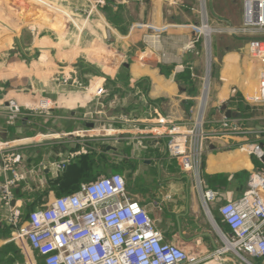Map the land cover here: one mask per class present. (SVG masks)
Instances as JSON below:
<instances>
[{
  "label": "crops",
  "instance_id": "0c3cea01",
  "mask_svg": "<svg viewBox=\"0 0 264 264\" xmlns=\"http://www.w3.org/2000/svg\"><path fill=\"white\" fill-rule=\"evenodd\" d=\"M227 1L237 24L222 18L225 26L216 25L226 33L214 35L211 69L204 36L197 32L209 14L205 0H101L94 6L87 0H0V146L20 150L18 173L30 177L42 170L46 182L60 175L79 155L77 137L93 143L102 140L94 138L100 132L142 129L158 117L189 127L201 113L205 127L216 129L226 118L252 134L210 139L198 174L169 158L163 140L133 135L107 145L111 159L96 161L95 169L99 175H122L127 196L141 203L165 240L197 259L195 264H248L231 252H215L224 244L222 235H230L220 206L242 194L251 173H264V103L252 100L260 63L249 56V35L231 32L242 23V0ZM68 75L75 85L61 83ZM95 83L109 92L95 97L81 89ZM40 97L54 102L49 113L8 120L9 99L32 104ZM56 134L75 137L54 139ZM58 162L65 167L52 165ZM12 178L0 166V184ZM22 179L10 186L20 222L28 216L22 214L25 198L13 189L23 183L22 190H29L31 181ZM57 187L47 188L36 206L59 196ZM205 189L215 193L207 203ZM2 231L0 246H6L11 231ZM247 260L264 264L262 257Z\"/></svg>",
  "mask_w": 264,
  "mask_h": 264
},
{
  "label": "built area",
  "instance_id": "2783aa9c",
  "mask_svg": "<svg viewBox=\"0 0 264 264\" xmlns=\"http://www.w3.org/2000/svg\"><path fill=\"white\" fill-rule=\"evenodd\" d=\"M92 6L101 0H87ZM203 17L200 34L205 45H209L210 32ZM233 33L249 35V56L260 63L258 70V92L252 98L264 103V0H242V23L232 27ZM197 41V37L195 39ZM71 81V82H70ZM71 75L63 76L61 83L76 84ZM95 97L109 92L102 83L83 86ZM54 102L40 97L32 104H22L9 99L5 113L9 121L23 115L39 112L47 114ZM124 121L127 119L123 117ZM156 122V123H155ZM155 124L142 129H126L135 137L163 140L169 158L175 159L182 170L198 174L205 143L208 139L226 136H249L251 131L241 129L223 118L216 129L205 127L201 113L192 128L176 121L158 117ZM261 135V132H257ZM254 132V134H257ZM56 138L72 139L74 135H55ZM84 141L83 139H80ZM242 144L246 146V141ZM14 145L0 146L1 169L10 171L12 179L0 184L2 204L10 213L9 221L13 228V239L28 247L42 257L43 264H195L197 259L178 245L165 240L163 234L154 227L153 222L136 200L127 196L126 184L122 175L112 172L82 182L72 192L61 194L32 210L26 221H19V210L13 209L10 186L22 179L13 164L17 162ZM249 154L254 150L246 148ZM260 160L262 155L259 156ZM57 169L65 167L64 162L52 163ZM264 173L249 175L247 187L235 200L220 206L219 212L230 229V235H222L223 246L215 252L221 255L231 252L242 261L251 264L247 257L264 258ZM204 203L215 198L211 189L202 191Z\"/></svg>",
  "mask_w": 264,
  "mask_h": 264
},
{
  "label": "rangeland",
  "instance_id": "374dc122",
  "mask_svg": "<svg viewBox=\"0 0 264 264\" xmlns=\"http://www.w3.org/2000/svg\"><path fill=\"white\" fill-rule=\"evenodd\" d=\"M231 2H234L235 0H230ZM210 2H213L212 8H210L209 4ZM206 6L207 8H209V14H204L205 20H207L208 26L211 28V36H210V41H209V45L207 44V48H206V58L208 61V66L211 65V69H213L214 67V35H222L225 32V30H223L222 28H216L218 26L222 27L225 26L223 21H221L222 18H225L229 21L234 22V24L236 23V14L232 13V9L230 7H228V1L227 0H205ZM226 4V5H225ZM209 16V17H208ZM222 25V26H221ZM201 25H199V29H200ZM240 27V26H238ZM197 29L199 32L200 30ZM223 37V36H222ZM203 46H201L202 48ZM203 49V48H202ZM203 52L202 51V56H203ZM197 71V70H196ZM202 73L201 76L204 77L205 76V71H200ZM204 117V115H203ZM194 123H192L189 128H192ZM126 130V129H125ZM130 135V133L128 132H123V133H117L116 135L114 134H106L103 132V134L100 135L98 134V136H94V138H101L102 140L100 141H93V143L91 142H87L84 139L85 138H81V137H77V139H83L84 141L79 140V142H77V152L79 154H85V153H89L90 150L88 148H93L94 154L97 159L95 161H104L105 162V156L108 155V158H110L112 156V151H107L106 147L107 145H113L116 146L117 145V139H119L118 137H128ZM87 138V137H86ZM90 138V136L88 137ZM210 141V139H208L206 141V143L208 144ZM75 147V146H73ZM112 150V149H110ZM20 150L17 151V149L15 150V155L17 156L19 154ZM76 152V151H74ZM66 159V158H64ZM111 159V158H110ZM69 161V160H68ZM67 161V162H68ZM17 163V162H16ZM13 167H15V163L13 164ZM22 168V167H21ZM17 170V169H16ZM22 170V169H21ZM63 171V170H62ZM17 172H20L17 170ZM38 174H30V177L26 174H22L23 175V181H27V179H30V191L32 192V196L36 197V196H40L42 193H46L48 194V191H46L47 188H51V187H55L56 183L55 181L52 182H46V177L44 176V173L42 170H39L37 172ZM59 173V172H57ZM21 174V173H20ZM101 174H106V173H101ZM37 175V176H34ZM35 178H34V177ZM53 177L58 178L60 175L56 174V175H52ZM34 179V180H32ZM35 182V184H33V182ZM39 187V188H38ZM44 194V195H46ZM45 197V196H44ZM47 202V199H41V201L38 203L39 206H42L43 204H45ZM26 211L24 210V213ZM9 217H10V213L8 211V209L4 206L1 205L0 206V230L2 229H6L8 227V231H11V235L9 236V238H7V240L9 241L8 244L6 246H0V264H41L40 260L36 257V255L34 254V252H32L31 250H28L27 246H24L23 248L21 247V244L16 240L13 239V229H12V224L9 221ZM23 217V216H22ZM2 233H0L1 235ZM16 249H18V252L15 251Z\"/></svg>",
  "mask_w": 264,
  "mask_h": 264
},
{
  "label": "trees",
  "instance_id": "16d2710c",
  "mask_svg": "<svg viewBox=\"0 0 264 264\" xmlns=\"http://www.w3.org/2000/svg\"><path fill=\"white\" fill-rule=\"evenodd\" d=\"M94 151L95 150L92 149L89 153L79 154L71 161L67 169H65L58 178L54 179L53 177L48 179V182L55 181L56 184L60 185V187L56 189L59 195L74 191L80 185V182L90 181L100 174L99 171L95 169V160L97 158L94 157ZM18 185L19 188H14L13 191L15 195H20L25 198L22 210L26 212L22 214L28 215L32 210L37 208L36 201L41 196L33 197L30 190H22L23 183H18ZM2 230H0V232H3ZM15 251L18 252V249Z\"/></svg>",
  "mask_w": 264,
  "mask_h": 264
},
{
  "label": "bare ground",
  "instance_id": "6f19581e",
  "mask_svg": "<svg viewBox=\"0 0 264 264\" xmlns=\"http://www.w3.org/2000/svg\"><path fill=\"white\" fill-rule=\"evenodd\" d=\"M209 30V31H208ZM203 31L205 32V33H209L210 32V29L207 27V26H204L203 27Z\"/></svg>",
  "mask_w": 264,
  "mask_h": 264
},
{
  "label": "water",
  "instance_id": "95a60500",
  "mask_svg": "<svg viewBox=\"0 0 264 264\" xmlns=\"http://www.w3.org/2000/svg\"><path fill=\"white\" fill-rule=\"evenodd\" d=\"M226 114L229 115V111Z\"/></svg>",
  "mask_w": 264,
  "mask_h": 264
}]
</instances>
